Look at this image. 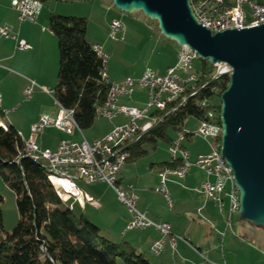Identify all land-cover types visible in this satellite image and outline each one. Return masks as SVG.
Segmentation results:
<instances>
[{
  "label": "trees",
  "instance_id": "16d2710c",
  "mask_svg": "<svg viewBox=\"0 0 264 264\" xmlns=\"http://www.w3.org/2000/svg\"><path fill=\"white\" fill-rule=\"evenodd\" d=\"M49 28L58 39L60 53L54 97L74 110L82 130L90 129L99 117L97 108L109 98L110 84L102 76L107 59L98 55L93 43L87 40L86 17L53 12ZM217 73V65L202 60L195 89L189 88L186 100L173 103L172 112H160L162 120L134 138L127 148L130 154L127 162L145 157L149 153L148 144L156 148L164 140L171 145L179 132L192 140L196 133L184 130L190 116L221 124L220 97L229 85L230 75L216 76ZM212 112L214 119L209 117ZM158 164L165 169L177 166L180 161L171 159ZM0 176L15 192L20 213L15 229L5 232L4 198L0 195V264H117L118 259L125 264H151L145 253L127 241L108 238L98 224L63 201L65 197L52 183L47 161L29 154L18 129L3 119L1 107ZM242 237L248 238V234Z\"/></svg>",
  "mask_w": 264,
  "mask_h": 264
},
{
  "label": "built area",
  "instance_id": "2783aa9c",
  "mask_svg": "<svg viewBox=\"0 0 264 264\" xmlns=\"http://www.w3.org/2000/svg\"><path fill=\"white\" fill-rule=\"evenodd\" d=\"M9 2L18 10L20 19L27 22L37 21L45 6V0H9ZM191 6L198 21L213 33L264 24V8L253 4L250 0H191ZM123 30L124 24L120 19H114L110 23L112 38H120ZM0 33L5 37H11L9 27L0 28ZM18 48L29 50L32 45L26 40H20ZM93 49L98 55L106 57L101 44H93ZM196 57L190 47L184 46L180 51L179 62L176 66L170 67L166 73L160 74L148 70L138 79L127 78L122 82L112 81L105 68L102 76L104 81L110 84V92L108 101L97 108L98 116L114 120L124 115L128 121L115 125L102 138L89 141L75 119L74 110L64 107L55 99L59 106L57 116H41L30 126L31 134L28 138L27 150L29 154H35L51 166L70 174L71 188L68 189V195L77 201L97 204L91 196L79 188L78 181L108 183L131 215L126 230L152 227L160 232L161 237L149 248L151 254L159 255L168 242L176 249L179 242L183 241L201 255L202 261L199 264H226L210 261L189 239L173 234L169 222L158 223L149 218L138 208V195L133 187H125L119 183L121 172L130 155L127 148L134 138L144 134L162 120L160 112H172L173 103L186 100V92L189 88L195 89L198 75L197 72L191 71ZM217 66L218 74H229L228 65L221 63ZM179 72L185 75L182 76ZM35 85L37 83L32 81V86L25 89L28 98L32 97ZM137 87L147 91V105L141 108L121 103L120 97H131ZM209 117L214 119V113H210ZM50 127L66 133L71 138L60 140L56 149L41 148L35 136ZM198 133L204 138L213 139L212 151L191 161L190 151L184 145V134L179 132L170 145V152L172 160L180 161V164L166 167L159 173V191L164 194L169 208H173L174 200L167 187L168 179L170 177L183 179L192 166H198L207 174V179L201 183L200 191L212 199L221 212L226 213L230 225L234 215H239L240 191L236 185L233 169L221 153V124L203 120ZM75 134L81 136V139L72 138ZM226 199H228V208Z\"/></svg>",
  "mask_w": 264,
  "mask_h": 264
},
{
  "label": "crops",
  "instance_id": "0c3cea01",
  "mask_svg": "<svg viewBox=\"0 0 264 264\" xmlns=\"http://www.w3.org/2000/svg\"><path fill=\"white\" fill-rule=\"evenodd\" d=\"M51 13L53 12H49L43 7L37 21H22L19 17L18 10L9 0H0V28L9 27L11 30V37H5L0 33V107L3 110V119L5 122L13 124L18 129L23 139L29 138L31 134L30 126L41 116H57L55 115L56 113H54V107L49 105H42L38 113L30 116L24 117L23 115L26 114L20 112L27 104L38 105L35 101L29 100L33 98V94L31 98L27 97L28 99L25 100L26 95L24 91L27 87L32 86V81L37 83V85L33 86V93L36 96L44 97L46 100L48 98L45 95L53 94L54 97V90L58 83L60 53L58 39L49 28ZM118 19L124 24L122 18L118 17ZM127 31L128 26L124 24V30L122 32L123 37L124 33ZM20 40H26L32 45V48L29 50L19 49L18 42ZM158 40L172 47V49H175V52H178L177 48H174L176 47L175 45H178L174 40H169L168 42V40H164L161 36ZM101 46L103 47V44H101ZM127 47H129V45ZM170 67L173 66H168L164 72L159 70L156 72L164 74ZM106 70L112 81L122 82L129 78V76L125 78L118 77L114 72H111L110 69ZM147 70L155 71L151 68ZM128 99L130 98L127 96L120 97L121 103L133 105ZM49 102V104L52 103L51 100ZM119 117H123L126 120L118 123L117 119ZM115 119L116 120L109 121L106 124L107 126L103 130V136L116 124L128 121V118L124 115H120ZM48 129L59 131L54 127H50L43 133L36 135L35 140L41 148L56 149L60 140L71 138V136L62 131V133L59 132V137L52 135L50 132H47ZM77 136L79 135L75 134L72 138H76ZM79 137L81 138V136ZM209 153L210 151L200 153L199 155ZM154 165L155 163L151 166ZM192 167L196 169L192 170ZM192 167L187 176L183 179L170 177L167 181V187L170 182L171 190L173 191L171 196L175 197L178 203H183L179 209H182L181 212H185V214H191V212H193L194 203H196L195 195L197 197L203 195L205 199L203 200V204L199 205L197 211L203 213L204 219L210 222V219H213V216H215L214 210L216 207L218 208V206L212 199L206 197L200 191L201 183L207 179L206 172L198 166L194 165ZM162 170V166H158L152 174L145 173L146 175L142 177L136 176L130 178V176H128L130 168L125 164L120 175L119 183L125 187L132 186L138 195V208L145 212L147 216L155 222H169L172 233L177 235L175 233L179 226L177 221L181 218L177 216V221L172 218L171 212H173L176 207L175 199L173 208H169L167 204L169 210H167L163 202L162 204L159 202L162 201L160 197L161 194H159L162 193L159 191V173ZM80 182H83V180L78 181L79 188L83 190L80 187ZM95 183L98 186L88 191H83L97 202L96 205L89 201L82 203L74 198L69 199L68 202H70V205L73 206L75 211L78 206L79 211L77 212L84 213L89 219H96L99 222V226L106 231L108 237L116 241H127L137 250L145 254L147 252L150 253L149 248L155 240L161 237L160 232L152 227L126 230L131 215L124 204L119 200L116 191L106 182ZM178 187H182V189ZM64 197L67 198L70 196L65 195ZM220 213H222L223 216L224 229H219L216 226L213 227L220 238H211L214 233V231L211 230L212 226L209 227L207 233V235L210 236L209 238L207 235L206 237L197 235V233L192 230L193 224H190L191 226L188 228V231L184 233L185 235H183V237L189 239L199 250L203 251L210 261L226 264H264V237L258 236L259 234L255 233V230H251V228L245 225V230L242 232V235L248 234V238H227V231L234 227L233 218L230 225H228L226 213L221 211ZM190 217H192V215ZM253 234L255 237L250 238ZM176 249L168 242L163 251L159 254L162 255L166 251V262L162 261L159 264H199L202 261L201 255L183 241L179 242ZM243 250H245L248 255L246 257L247 261L245 262L238 261L237 259L238 254ZM149 260L151 264H153L150 258Z\"/></svg>",
  "mask_w": 264,
  "mask_h": 264
},
{
  "label": "rangeland",
  "instance_id": "374dc122",
  "mask_svg": "<svg viewBox=\"0 0 264 264\" xmlns=\"http://www.w3.org/2000/svg\"><path fill=\"white\" fill-rule=\"evenodd\" d=\"M264 1V0H261ZM49 12H56L62 15L67 16H77V17H86L89 21V28L87 31V40L93 44L101 43L103 44V52L107 57L106 69H110L111 72H114L118 77H128L133 79L140 78L148 68H151L155 71H165L168 66H176L179 62L180 58V49L182 48L179 45H175L178 52L174 51L172 47L168 46L164 42H160L158 38L161 36L164 40H171L165 37L159 27L156 20L150 19L147 15H145L141 11H136L134 13L123 12L117 6L113 4L111 0H46L44 6ZM112 8V9H110ZM117 17V18H115ZM118 17L122 18L124 24L128 26V31L124 33V37L121 36L118 39L112 38L110 36V23L114 19H118ZM177 44V43H176ZM129 45V47H127ZM172 46V45H171ZM125 48V49H124ZM193 68L191 72L196 73L198 69L202 66V60L196 57L193 61ZM148 71V70H147ZM182 76L185 74L179 72ZM48 99L44 97H38L33 93V98L29 99L33 102L35 101L38 105L27 104L20 111L25 116H30L32 114L38 113L42 105H49L54 107V113L57 115L59 111V106L56 103L53 94L45 95ZM130 102L133 107H145L148 102V94L147 91L141 87H137L135 92L131 97H129ZM28 99L25 96V100ZM127 99V98H126ZM51 100V104H49ZM57 106V107H56ZM54 115V116H55ZM56 117V116H55ZM7 119V118H6ZM116 120V119H114ZM110 120L106 117H99L96 119L94 126L90 129L83 130L85 137L89 141H93L95 139L102 138L103 130L107 126L106 124ZM126 119L123 117H119L117 122H123ZM8 121V120H7ZM117 125V124H116ZM201 125V121L194 117L190 116L186 120L184 124V130L195 132V137L192 140L185 139L184 145L190 150V160L195 161L197 157H199L200 153L203 152H211L213 146L212 138H204L202 135L198 133L199 127ZM47 132L51 133L55 136H60L61 131H56L52 129H48ZM62 133V132H61ZM176 135V134H175ZM28 139V138H27ZM75 140H80L81 138L77 136L74 138ZM149 153L143 157L138 162H126L130 171L128 172V176L130 178H134L136 176L142 177L146 175L145 173L152 174V172L158 168L159 162L167 161L171 159L170 145L164 141L160 140L156 148H153L151 145H146ZM199 155V156H198ZM154 166H151L154 164ZM135 164V165H134ZM132 168V169H131ZM134 168V170H133ZM193 168V167H192ZM196 169L195 167L192 169ZM151 172V173H150ZM153 176V175H152ZM179 180V179H176ZM98 186L96 183L91 184L88 182H80V187L88 191L91 188H95ZM182 189V187H178ZM168 189L170 194L173 193L171 190V183H168ZM160 204L166 206L167 210V202L165 200V196L162 193ZM0 195L3 196L4 201L2 203L3 210V226L5 232H12L17 226L20 213L17 206L16 194L15 192L4 182V180L0 176ZM172 195V194H171ZM164 196V197H163ZM197 197L195 195L194 210L191 214H185V212H181L182 209H179L183 203H178L175 197L172 196L173 200L175 199V209L172 214V218L176 220V217L179 216L181 219H178L179 226L175 233L179 236L185 235L184 233L188 231V228L192 225L193 232L197 233V235H201L202 237H206L209 227L212 226L211 230L214 231L211 238H220L219 234L213 228L216 226L219 229H224L223 226V216L220 213L219 209L216 207L215 216L213 219H210V222L207 219H204L203 213H199L197 208L199 205L203 204V200L205 199L203 195H199ZM159 197V198H160ZM73 197L64 198L63 201L67 202V205H70L69 199ZM227 208H228V199ZM79 211V207L77 206L76 212ZM78 213V212H77ZM192 215V217H190ZM195 219V220H194ZM94 223L98 224L99 222L93 218ZM234 227L229 229L227 238H243L241 237L242 232L245 230L244 226L251 228V230H255L254 232L259 234L258 236L264 237V228L259 226H251L249 223L242 222L238 214H235L233 217ZM99 225V224H98ZM223 227V228H221ZM102 229V228H101ZM102 233L106 234V231L102 229ZM256 234V235H257ZM195 235V234H194ZM208 236V235H207ZM108 237V236H107ZM190 237V236H189ZM210 236H208L209 238ZM255 237L254 234L250 237ZM109 238V237H108ZM115 238V237H114ZM192 238V237H191ZM112 239V238H110ZM177 250V249H176ZM245 250L238 254V261L245 262L247 261ZM148 258L151 259L153 264H159L162 261H165L166 251L162 255H153L151 253L145 254ZM117 264H125L121 259H118Z\"/></svg>",
  "mask_w": 264,
  "mask_h": 264
},
{
  "label": "water",
  "instance_id": "95a60500",
  "mask_svg": "<svg viewBox=\"0 0 264 264\" xmlns=\"http://www.w3.org/2000/svg\"><path fill=\"white\" fill-rule=\"evenodd\" d=\"M111 1L123 12L156 20L165 37L201 60L230 67L220 97L221 153L240 191V219L264 228V24L213 33L198 21L191 0Z\"/></svg>",
  "mask_w": 264,
  "mask_h": 264
},
{
  "label": "bare ground",
  "instance_id": "6f19581e",
  "mask_svg": "<svg viewBox=\"0 0 264 264\" xmlns=\"http://www.w3.org/2000/svg\"><path fill=\"white\" fill-rule=\"evenodd\" d=\"M250 1L253 4H258L259 6H261V8H264V2H261L259 0H250ZM237 29H244V28H237ZM221 130H222V126H221ZM25 142L28 148V139H25ZM30 155L35 159H41L40 157L35 156V154H30ZM47 164H48L49 172L52 175V183L58 189V193L61 196L68 195V189L71 188L70 174H68L67 172L61 171V169L57 167L51 166L49 163Z\"/></svg>",
  "mask_w": 264,
  "mask_h": 264
}]
</instances>
